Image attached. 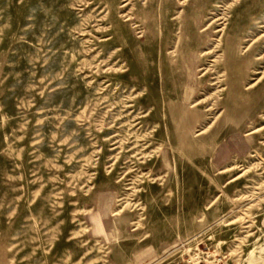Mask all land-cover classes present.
<instances>
[{"label":"rangeland","instance_id":"1","mask_svg":"<svg viewBox=\"0 0 264 264\" xmlns=\"http://www.w3.org/2000/svg\"><path fill=\"white\" fill-rule=\"evenodd\" d=\"M0 264H264V0H0Z\"/></svg>","mask_w":264,"mask_h":264},{"label":"bare ground","instance_id":"2","mask_svg":"<svg viewBox=\"0 0 264 264\" xmlns=\"http://www.w3.org/2000/svg\"><path fill=\"white\" fill-rule=\"evenodd\" d=\"M217 20H218V18H217ZM209 24H210V23H209ZM166 45H167V44H166ZM194 52H195V51H194ZM195 53H196V52H195ZM197 55H198V54H197ZM177 56H178V55H177ZM198 57H199V56H198ZM186 58H187V57H186ZM176 60H177V58H176ZM176 60H175V61H176ZM198 64H199V61H198ZM185 103H186V102H185ZM196 105H197V104H196Z\"/></svg>","mask_w":264,"mask_h":264}]
</instances>
